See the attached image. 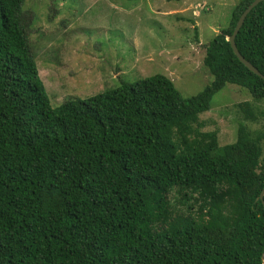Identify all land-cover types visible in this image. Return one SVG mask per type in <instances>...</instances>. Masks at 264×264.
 <instances>
[{"label": "trees", "instance_id": "obj_1", "mask_svg": "<svg viewBox=\"0 0 264 264\" xmlns=\"http://www.w3.org/2000/svg\"><path fill=\"white\" fill-rule=\"evenodd\" d=\"M24 1L0 0V264H262L264 79L227 40L253 0L207 43L196 95L157 73L57 106ZM235 44L264 75V0ZM225 85L250 95L233 105L257 126L240 119L220 145L199 117Z\"/></svg>", "mask_w": 264, "mask_h": 264}, {"label": "rangeland", "instance_id": "obj_2", "mask_svg": "<svg viewBox=\"0 0 264 264\" xmlns=\"http://www.w3.org/2000/svg\"><path fill=\"white\" fill-rule=\"evenodd\" d=\"M238 1L25 0L23 8L35 16L32 53L57 106L157 73L169 77L183 97L196 95L212 80L202 63L205 47L229 23ZM249 99L244 89L225 85L200 114L203 129L216 131L220 145L233 142L243 119L233 104ZM256 104L264 110V100Z\"/></svg>", "mask_w": 264, "mask_h": 264}, {"label": "water", "instance_id": "obj_3", "mask_svg": "<svg viewBox=\"0 0 264 264\" xmlns=\"http://www.w3.org/2000/svg\"><path fill=\"white\" fill-rule=\"evenodd\" d=\"M262 0H253L246 8L245 10L242 12V14L240 15L237 24L234 27V30L232 32V34L230 36L227 37V40L230 42V46L235 54V56L238 58V60L247 68L249 69L251 72H253L254 74L260 76L262 79H264V75L252 64L250 63L248 60H246L238 51L236 44H235V36L238 33L241 25L243 24L244 18L246 16V14L250 11V9L252 7H254L258 2H260ZM263 196H264V187L261 190L259 196L257 197L258 199L262 200V204L264 205V200H263ZM261 261L262 264H264V248H263V252L261 255Z\"/></svg>", "mask_w": 264, "mask_h": 264}]
</instances>
